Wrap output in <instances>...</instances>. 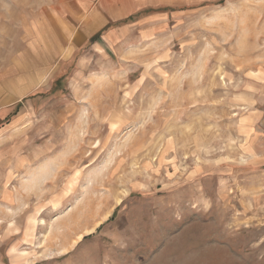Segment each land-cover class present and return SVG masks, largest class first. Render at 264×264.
I'll return each mask as SVG.
<instances>
[{
    "label": "rangeland",
    "instance_id": "374dc122",
    "mask_svg": "<svg viewBox=\"0 0 264 264\" xmlns=\"http://www.w3.org/2000/svg\"><path fill=\"white\" fill-rule=\"evenodd\" d=\"M70 3L0 0V264H264V0H150L38 72Z\"/></svg>",
    "mask_w": 264,
    "mask_h": 264
},
{
    "label": "crops",
    "instance_id": "0c3cea01",
    "mask_svg": "<svg viewBox=\"0 0 264 264\" xmlns=\"http://www.w3.org/2000/svg\"><path fill=\"white\" fill-rule=\"evenodd\" d=\"M150 0H74V3L69 5L68 17L56 10L59 15L54 13L52 22L54 27L60 25L64 30H67L68 36L63 37L62 42H52L46 40L44 43V50H46V57L51 58L53 62L45 65L46 57H43L44 63L38 69V72H45V70L53 65L56 61H59L62 57H69L72 51L77 46L91 39L94 35L100 33L111 22L117 21L127 16L132 10L138 9L145 5H150ZM147 23V22H146ZM50 32H53L50 30ZM114 33V32H113ZM113 33L106 35L102 42L109 43L110 38H113ZM102 43H98L96 47L98 50L103 49ZM56 51V52H54ZM11 70V69H8ZM24 70L20 69L23 73ZM9 72V71H6ZM28 72V71H27ZM29 83L22 82L17 87L14 93L8 92V84L2 83L0 89L3 91L0 96V107L10 105L18 100V97L23 93V89H28ZM20 94V95H19Z\"/></svg>",
    "mask_w": 264,
    "mask_h": 264
},
{
    "label": "trees",
    "instance_id": "16d2710c",
    "mask_svg": "<svg viewBox=\"0 0 264 264\" xmlns=\"http://www.w3.org/2000/svg\"><path fill=\"white\" fill-rule=\"evenodd\" d=\"M127 19H130L129 17Z\"/></svg>",
    "mask_w": 264,
    "mask_h": 264
}]
</instances>
